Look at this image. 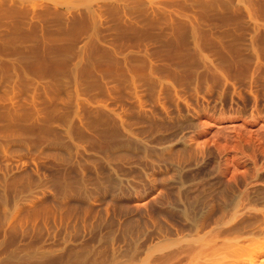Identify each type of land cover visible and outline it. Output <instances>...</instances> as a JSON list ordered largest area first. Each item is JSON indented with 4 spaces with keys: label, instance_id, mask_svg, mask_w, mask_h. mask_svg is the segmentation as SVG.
Wrapping results in <instances>:
<instances>
[{
    "label": "rangeland",
    "instance_id": "rangeland-1",
    "mask_svg": "<svg viewBox=\"0 0 264 264\" xmlns=\"http://www.w3.org/2000/svg\"><path fill=\"white\" fill-rule=\"evenodd\" d=\"M263 242L264 0H0V264Z\"/></svg>",
    "mask_w": 264,
    "mask_h": 264
},
{
    "label": "bare ground",
    "instance_id": "bare-ground-1",
    "mask_svg": "<svg viewBox=\"0 0 264 264\" xmlns=\"http://www.w3.org/2000/svg\"><path fill=\"white\" fill-rule=\"evenodd\" d=\"M243 197V196H242ZM247 198V197H246ZM246 200H248V199H246ZM247 202V201H246ZM240 204L241 203H237L236 204V207L237 206H240ZM246 204V203H245ZM241 205H243V204H241ZM241 208V207H240ZM228 214H229V212H228ZM224 233V232H223ZM225 234H226V232H225ZM199 236V235H198ZM226 236V235H225ZM220 237H221V235L219 234H216V236H213L212 234H209L208 236H204V237H202V239L198 242V244L194 247V246H190V248H189V245L187 246L188 247V252H186V254L188 255L189 253H194V252H196L197 253V257L199 256V257H203V256H207V253H208V256L210 257V252L212 253V254H214L215 255V253H216V251L218 250V247H219V250L221 249L220 248V244H225L226 245V243H220L219 242V240H220ZM238 237H239V235H238ZM223 238V237H222ZM240 240L242 239L241 237L239 238ZM247 240V239H246ZM247 241H253V239H250V240H247ZM237 242L239 243V242H241V241H239V240H237ZM264 243V242H263ZM221 245V246H222ZM260 245V244H259ZM227 246V245H226ZM216 247H217V249H216ZM223 247H224V245H223ZM228 247V246H227ZM229 247H231L230 245H229ZM182 248V247H181ZM184 249H185V247H184ZM230 249V248H229ZM256 249V248H255ZM261 249V248H260ZM182 250H183V248H182ZM191 250V251H190ZM213 250H215V253H214V251ZM223 251V248L219 251V252H222ZM224 251H225V248H224ZM223 251V252H224ZM228 251V250H227ZM182 252V251H181ZM181 252H178V253H181ZM218 252V251H217ZM183 253H185V251H183ZM229 253V252H228ZM169 254H172V253H169ZM224 254V253H223ZM227 254V253H226ZM173 255V254H172ZM171 255V256H172ZM183 255V254H182ZM185 255V254H184ZM183 255V256H184ZM228 255V254H227ZM261 255H263L262 254V252H261ZM167 256V255H166ZM165 256V260H166V257ZM170 256V255H169ZM189 256V255H188ZM193 256V255H192ZM260 256V255H259ZM179 257V256H178ZM181 257V256H180ZM197 257H193V258H197ZM162 257H160V258H158L159 260L161 259ZM257 258H258V256H257ZM260 258V257H259ZM156 259H157V257H156ZM168 259V258H167ZM177 259V258H176ZM190 259H192V257H190ZM202 259V258H201ZM200 259V260H201ZM193 260V259H192ZM259 260V259H258ZM157 261V260H156ZM175 261V260H174ZM177 261V260H176ZM196 261V260H195ZM257 259H252V258H250V259H248L247 261H240L241 263H239V264H257ZM198 262V261H197ZM176 263V262H175ZM160 264H161V262H160ZM164 264H166V263H164ZM199 264H200V262H199ZM203 264V263H202ZM205 264V263H204ZM261 264H264V259L262 260L261 259Z\"/></svg>",
    "mask_w": 264,
    "mask_h": 264
}]
</instances>
